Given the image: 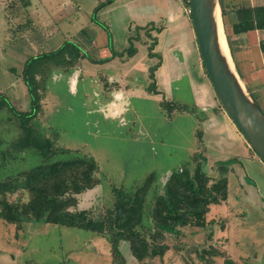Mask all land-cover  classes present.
Segmentation results:
<instances>
[{
  "label": "rangeland",
  "instance_id": "obj_1",
  "mask_svg": "<svg viewBox=\"0 0 264 264\" xmlns=\"http://www.w3.org/2000/svg\"><path fill=\"white\" fill-rule=\"evenodd\" d=\"M13 1L19 0H0V94L16 110L22 111L30 110L22 80L26 59L49 53L65 41H74L79 46L93 43L100 49L109 41L107 30L116 40L120 20L126 18V7L121 3L111 5L113 0L109 3L105 0H28L25 11L30 25L21 34L15 31L18 22L7 15L10 14L8 7L15 8L19 4L12 6ZM230 3L232 0H224L222 6ZM103 6L110 7L109 11L99 12ZM233 6L224 8L230 22ZM108 19L111 27L107 26ZM91 20L96 31L89 27ZM114 21L118 22L117 27ZM229 21H226V37L232 33ZM132 38L130 41L128 38L126 50L118 52L112 63L104 60L105 55L101 58L98 48L90 50L91 60L81 59L70 77L56 71L47 82L43 111L37 122L51 139L55 137L59 150L48 162L88 156L93 157L99 167V185L79 195L77 209L90 214L103 213L113 202L112 188L123 187L134 194L135 209L128 215L132 218L138 209L147 207L152 198L161 193V187L173 171L188 164L199 152L206 159L203 169L210 174H214L212 170L216 165L236 159L247 180L264 199V163L251 153L245 140V144H224L228 137L224 136L223 128L203 135L190 112L168 117L160 105L162 98L166 101L165 96L147 89L151 84L148 67H159L160 61L151 65L147 47ZM232 42L245 47L243 41ZM130 47L134 50L132 56L126 53ZM175 62L179 64L173 67ZM175 62H167L163 70L169 75V79H165L169 82L168 94L171 90L172 96L180 98L184 106L196 109L191 104L190 88L196 86L198 80L199 83H208V80L196 77L198 69L191 56ZM175 75L180 77L175 79ZM74 76L77 83L72 79ZM113 88L118 90L116 97L122 95V98L115 99L114 93L111 94ZM199 88L198 84L195 90ZM246 88L258 100V91ZM262 94L264 98V92ZM112 100L117 103L114 109L108 107ZM168 102L176 103L173 98ZM259 105L264 108V102ZM7 117L6 112L0 111V181L30 170L42 161L33 150L15 160L3 161L1 152L9 149L8 144L17 135L5 122ZM228 168L225 170L228 199L210 208L207 220H212V225L205 230L180 229L184 235L182 243L176 235L168 236L166 243L171 250L162 261L153 264H200L191 250L203 247H214L223 253V257H215L212 264H225L226 259L232 264H264V214L249 202L233 170ZM215 176L216 173L212 177ZM137 189L141 192L135 193ZM18 198L20 202L26 201L24 194L8 196L12 202ZM22 223V228L17 229L0 220V264H110L109 246L101 236L26 219ZM208 235L210 239L206 240ZM126 257L128 263H134L131 255L126 254Z\"/></svg>",
  "mask_w": 264,
  "mask_h": 264
},
{
  "label": "trees",
  "instance_id": "obj_2",
  "mask_svg": "<svg viewBox=\"0 0 264 264\" xmlns=\"http://www.w3.org/2000/svg\"><path fill=\"white\" fill-rule=\"evenodd\" d=\"M110 1L112 0H107L108 3ZM181 1L190 8L187 0ZM235 1L238 3L235 4ZM241 1L232 0L233 3L223 4V9L235 5L232 8L235 16V23L231 27L232 35L227 36L229 42V37L232 36L245 35L253 31L264 32V5L248 7L242 5ZM17 3L19 4L15 8L8 7L10 14L7 15H11L12 20L18 22L15 31L23 34L30 25L25 11L29 3L28 0L13 1L12 6ZM153 47V43L148 47L150 58L153 56ZM128 50L126 53L132 56L134 50L131 47ZM260 50L264 54V40L260 43ZM83 58H88V55L79 46L71 41H65L55 51L26 59L22 68V80L27 88L29 111L16 110L8 99L0 94V111L8 114L5 122L17 133L8 144L9 149L1 152V158L3 161L15 160L22 153L33 150L42 159L36 167L0 181V220L15 225L17 229L22 228V221L26 219L35 223L91 232L106 240L110 264H131L127 262L126 254L134 259L132 264H153L155 261H162L171 250L166 243L168 236L176 235L179 243H182L184 235L180 233V229L205 230L212 225V220H207L210 208L228 199L225 170L229 168L224 165L225 162L220 163L212 170L216 176L211 177L210 173L203 169L206 159L202 152H199V155H194L188 164L173 171L161 187V193L155 195L147 207L138 209L132 218L128 215L135 209L134 194L123 187L112 188L113 202L103 213L90 214L86 210H78L79 195L93 190L100 183L98 164L93 157L88 156L48 162L59 150L54 143L55 137L51 139L46 131L44 132L37 118L43 111L42 103L46 97V86L50 76L56 71L71 73ZM157 67L156 65L149 68L151 84L147 89L160 95L154 83V72ZM202 67L204 69L203 64ZM253 99L264 113L257 98L253 96ZM160 105L170 118L176 114L190 112L196 121L200 119L194 108L167 102L163 98ZM1 123H4V120L3 122L1 120ZM197 136L201 137L200 131L197 132ZM252 152L260 159L253 150ZM139 192L141 191L137 189L135 193ZM18 193L26 196L25 202H20L19 198L16 202L8 200V196ZM208 239L210 235L207 236L206 240ZM211 248L203 247L201 250L192 248L191 251L200 264H212L213 259L223 257V253L214 247ZM174 249L180 248L174 246ZM225 264L232 262L226 259Z\"/></svg>",
  "mask_w": 264,
  "mask_h": 264
},
{
  "label": "crops",
  "instance_id": "obj_3",
  "mask_svg": "<svg viewBox=\"0 0 264 264\" xmlns=\"http://www.w3.org/2000/svg\"><path fill=\"white\" fill-rule=\"evenodd\" d=\"M105 1L107 2V0ZM116 3H121V6L126 7V18L124 17L122 20H120L121 22L119 27H117L119 25L118 22L114 21L115 27H117L118 30V33L116 34V40L112 39V34L106 27L108 29L107 40L109 41L108 43L101 45L100 49L98 47L99 45L97 46L93 43L79 46V43L76 44L74 41L71 42L81 47V50H84L83 52L88 55L89 60H91L89 51L96 50L98 48L101 58L104 57L103 55H105L104 60H109L110 63L113 62L115 56L114 54H117L121 51L124 52V50H126L128 38L129 41L132 37V39H137V42H139L141 45H145L147 49L153 43V57H149V60L151 65L155 61L159 64L160 61L159 67L154 72V83L157 92L165 96L167 102L173 98L176 103H179L180 105H184L185 103L182 104L179 102L180 98L176 96L173 97L171 90L168 94L169 82H165V79H169V75L165 74L163 70L167 62L172 64L175 61L188 59L189 56H191L194 60L196 69H198L196 77H199V79L205 77V79L208 80V83H199L200 80H198V82L196 81V86L190 88V96L192 98L191 104L193 107L195 106L197 110V116L200 118L199 121L197 120L198 124L202 128L200 131L203 135H208V132L223 128L224 136L228 137L225 139L224 144L229 146V142H234L235 144H245L244 138L237 130L236 126L233 124L224 108H222V105L219 102L215 91L213 90L212 85L202 67V60L197 46L192 17L191 14L188 13V8L186 9L180 0H113L111 5ZM241 3L242 5L248 7L262 6L264 5V0H242ZM108 9H110V7L108 8L103 6L99 12L109 11ZM230 15L232 17L231 19H233V21L231 20L232 22L227 20L226 13L223 9L225 30L226 21H229L230 25L235 23L233 10L230 12ZM85 22H89V20H86ZM102 25L105 24L102 23ZM108 25L110 27L112 26L110 19H108L107 26ZM89 27L96 31V28H93L95 26L92 25V20L89 24ZM81 32L83 33L84 30L82 29ZM96 33L99 34V30ZM229 40L230 42H228L231 55L241 79L251 90V92L252 90L258 91V103L260 104V102H264V98L262 96V92H264V54L260 50V43L264 40V32L253 31L245 35L230 37ZM233 40L238 43L243 41L245 47L243 46V48H240L238 47V44L235 46V43L232 42ZM243 43L240 44L243 45ZM59 47H57V49ZM54 49L52 48L49 52L55 51ZM107 49H109V51ZM156 55L159 57V59L158 57H155ZM178 64V62H175L173 67L178 66ZM149 68L150 66L148 69ZM74 71L75 69L66 75L70 77L69 75ZM179 77L180 75L174 76L175 79ZM73 78L74 82L76 81L77 83V80H75L76 77L74 76L72 79ZM190 80L192 81L195 79ZM198 84L200 88L195 90ZM117 87L114 88L117 89ZM114 88L111 90V94L114 93L115 99L119 100L122 98V95L121 97H116L118 90L114 91ZM116 104L117 103L112 100L109 102L108 107L114 109L117 106Z\"/></svg>",
  "mask_w": 264,
  "mask_h": 264
},
{
  "label": "water",
  "instance_id": "obj_4",
  "mask_svg": "<svg viewBox=\"0 0 264 264\" xmlns=\"http://www.w3.org/2000/svg\"><path fill=\"white\" fill-rule=\"evenodd\" d=\"M202 64L215 94L225 112L249 148L264 163V113L248 92L231 55L223 21L221 0H187ZM224 36L228 53L224 54L219 33ZM202 147V146H201ZM230 167L249 202L262 210L264 199L236 160L224 163ZM210 174V176H214Z\"/></svg>",
  "mask_w": 264,
  "mask_h": 264
},
{
  "label": "bare ground",
  "instance_id": "obj_5",
  "mask_svg": "<svg viewBox=\"0 0 264 264\" xmlns=\"http://www.w3.org/2000/svg\"><path fill=\"white\" fill-rule=\"evenodd\" d=\"M219 36H220V44H221L222 50H223L224 54L227 55L228 49H227V45H226L224 36L222 35L221 31L219 33Z\"/></svg>",
  "mask_w": 264,
  "mask_h": 264
},
{
  "label": "built area",
  "instance_id": "obj_6",
  "mask_svg": "<svg viewBox=\"0 0 264 264\" xmlns=\"http://www.w3.org/2000/svg\"><path fill=\"white\" fill-rule=\"evenodd\" d=\"M188 13L191 14V10H190V8H188Z\"/></svg>",
  "mask_w": 264,
  "mask_h": 264
}]
</instances>
